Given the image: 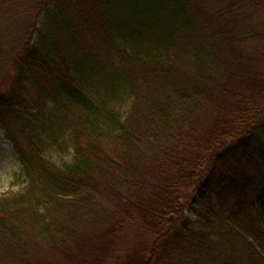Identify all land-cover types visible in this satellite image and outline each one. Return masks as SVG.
<instances>
[{
	"label": "trees",
	"instance_id": "trees-1",
	"mask_svg": "<svg viewBox=\"0 0 264 264\" xmlns=\"http://www.w3.org/2000/svg\"><path fill=\"white\" fill-rule=\"evenodd\" d=\"M24 4L0 0V20ZM31 19L24 38L0 34L14 38V56L0 54V112L28 128L19 137L7 129L25 183L0 194V264H264V183L255 184L264 178V77L247 90L226 84L222 70L237 56L228 28L210 26L187 0H34ZM90 85L132 94L128 114L93 101ZM31 89V105L52 104L39 131L56 142L69 132V165L40 155L32 116L16 110L29 107ZM215 98L218 116L198 138ZM185 140L192 153L176 151ZM133 223L154 236L151 248L112 261L110 244Z\"/></svg>",
	"mask_w": 264,
	"mask_h": 264
},
{
	"label": "rangeland",
	"instance_id": "rangeland-1",
	"mask_svg": "<svg viewBox=\"0 0 264 264\" xmlns=\"http://www.w3.org/2000/svg\"><path fill=\"white\" fill-rule=\"evenodd\" d=\"M22 1L25 2V4L21 7L17 6V8L7 9L8 6H3L2 12L6 9L7 10L3 13L0 20V34L4 31L6 34L13 35L17 29L20 33L19 37H25L23 35V30L24 27L29 26L31 23L34 0ZM187 6L189 9H196L201 13L202 10H206L212 18L210 26L219 27L220 29L225 27L228 28L226 36L229 39H232L233 37V53L237 56L234 58V61L230 60L232 63L230 64L229 69L222 70L225 75L229 76V78L233 80L232 82L226 84L238 87L240 90H247L248 88L251 89L252 86H249L254 81L264 77V0H187ZM28 9L29 11L26 12ZM40 17L41 18L36 20V28L43 34L46 30L43 25L44 15ZM42 37L43 35H39L38 32L35 33L32 37L31 44L39 47L43 42ZM13 40V37H10V40H8L7 37L5 40H0L1 55L5 56V54H8L10 55V58L14 56ZM82 49L83 52L81 54L84 57V52H88L90 46H83ZM143 52L145 51L143 50ZM100 54V62L108 68V61L110 57L107 56L105 50L100 51ZM75 55H79L80 60V54L76 53ZM12 67L14 66L9 67L11 68L9 75H13ZM201 79L204 83L207 82V78ZM4 84V87H11L10 80L8 78L5 79ZM206 85L212 90L217 89L214 84L207 83ZM86 92L93 101L104 106L107 108L108 112L113 115H117L120 118H124L128 114L134 102L132 94H129L128 91H122L115 96H109L104 92L103 88H99L96 85H90L88 90L86 89ZM34 94L35 90L31 89L29 95L25 98L24 102L25 104H28L29 107L17 106L16 110L19 111L22 116H32V123L30 127L33 131H29L32 133L33 139L37 144L36 147L40 150V155L57 167L69 165L73 161L74 157L72 138L69 132H63L58 135V141L56 142L52 141L46 133L39 131L38 125L40 124V121L42 122L45 119V115L48 111L47 109H49L52 104L49 102L46 105L41 106L38 101H34V105H31L32 103L30 102L34 97ZM217 103L220 104V98H215L205 107L204 112H199V121L201 122V128L199 131L202 132L198 134V138L200 136L202 138L205 137V132L208 131L207 128L213 127L210 124V118L212 116H218L216 110ZM27 109L29 111H26ZM253 111L255 113H261L258 106ZM12 128L15 129L14 132L17 137L20 136L19 131H24L23 133L26 135V130H28V128L25 129L24 123H21L19 119H14L10 113L0 112V194L8 191L15 192L25 183V177L22 172L21 164L13 145L14 142L7 132V129ZM249 128L251 129V126ZM196 143L199 144L200 141H197ZM178 147L179 150L176 151L182 153L187 151L186 153H192V150H189L190 143L186 140ZM260 182L264 183V178L259 174L257 175L255 184ZM196 193L197 192L194 191L191 194V197H188L189 200H186L184 205L190 206L196 196ZM183 216L189 221H193V217L190 215L189 211H185ZM153 238L154 236L146 233L142 226L135 223L129 224L126 226L124 231L116 237L115 242L110 244L111 260L114 261V257L118 258L122 255L124 256L126 251L131 252L132 250L139 249L143 251L148 250L151 248L150 244H152ZM243 244L244 243H242V241L238 238L230 246L233 250H235L237 248H242ZM122 259H120L119 262H121Z\"/></svg>",
	"mask_w": 264,
	"mask_h": 264
}]
</instances>
